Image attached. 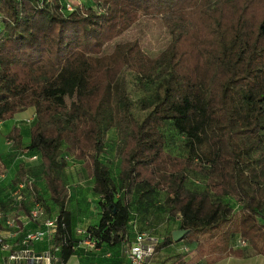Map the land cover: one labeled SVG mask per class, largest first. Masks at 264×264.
<instances>
[{"label": "trees", "instance_id": "trees-1", "mask_svg": "<svg viewBox=\"0 0 264 264\" xmlns=\"http://www.w3.org/2000/svg\"><path fill=\"white\" fill-rule=\"evenodd\" d=\"M90 1L102 10L0 0V122L34 107L29 147L49 201L22 165L13 183L57 209L60 262L77 242L58 157L67 141L98 195L100 217L87 228L95 246L125 239L134 191L148 202L163 191L192 245L170 264L264 255V0ZM166 127L183 137L182 154L168 150ZM112 128L118 187L100 159ZM7 139L21 146L20 129ZM171 232L153 252L173 243Z\"/></svg>", "mask_w": 264, "mask_h": 264}, {"label": "rangeland", "instance_id": "rangeland-1", "mask_svg": "<svg viewBox=\"0 0 264 264\" xmlns=\"http://www.w3.org/2000/svg\"><path fill=\"white\" fill-rule=\"evenodd\" d=\"M67 10L83 5L85 7H93L94 9L102 10L101 7H95L90 0H65ZM171 2L164 4L168 7ZM34 122V107H27L19 112L14 113L8 119L0 122V158L6 167L10 178L17 177V170L20 164L27 172L28 179L36 185L47 201L49 194L45 183V169L40 159V154L37 150L29 147V131L30 126ZM13 126L20 129L22 135V145L13 144L7 139V135ZM166 137L168 140V150L173 154H182L184 152L183 137L173 131L172 128H165ZM118 142L117 132L115 128L108 131L105 141L104 152L100 159L110 167L111 176L119 186V159L116 156V144ZM24 155L22 157L21 155ZM59 158L65 160V166L62 170V178L68 189L69 208L74 219L80 220L78 224L73 221L74 237L78 240H83L82 232L88 233L87 228L90 225L98 223L100 217V208L98 205V195L93 191V178L88 174L86 167L81 159L77 156L76 148L70 143L62 144L59 151ZM199 180V179H198ZM197 179L189 180L190 186L194 184L202 185ZM29 189V187H28ZM5 186H0V197L8 196ZM165 193L157 191L152 201L148 202L145 197H139L138 191H134L131 196L130 213L133 221L140 225V229L147 233V242L154 247L155 242H158L162 237L175 227L178 217H171L169 209L164 203ZM229 202L234 210H238L240 205L233 199H223ZM49 203V202H48ZM80 230L81 232H77Z\"/></svg>", "mask_w": 264, "mask_h": 264}, {"label": "built area", "instance_id": "built-area-1", "mask_svg": "<svg viewBox=\"0 0 264 264\" xmlns=\"http://www.w3.org/2000/svg\"><path fill=\"white\" fill-rule=\"evenodd\" d=\"M5 172H0V180ZM25 180H19L9 190L10 212L0 208V251L2 264H62L59 259L60 246L55 243L58 211L34 196H27ZM77 232H81L78 230ZM81 242L88 248H95V241L89 234L82 232ZM125 238L129 239L125 264H149L153 256V247L147 242V233L129 222ZM45 242V247L38 246ZM237 244L245 245L238 240Z\"/></svg>", "mask_w": 264, "mask_h": 264}, {"label": "crops", "instance_id": "crops-1", "mask_svg": "<svg viewBox=\"0 0 264 264\" xmlns=\"http://www.w3.org/2000/svg\"><path fill=\"white\" fill-rule=\"evenodd\" d=\"M21 156L24 157L23 154ZM14 184L15 183H13V179L8 176L7 172H5V177L0 180V186L6 187L8 195L9 190ZM26 195L33 197L34 193L32 189H30V191L26 193ZM47 199H49V194L47 195ZM0 208L4 209L7 212H10L13 209L8 196L3 198L0 197ZM53 208L55 209L54 206ZM74 220L75 224H78L80 222V220L74 219L71 213L72 225ZM178 221L179 219L177 218L175 227L172 230L179 228ZM76 240L77 242L73 248V252L68 258L66 264H125L126 262V249L129 246V239L125 238L124 240L113 245L103 242L93 249L88 248L86 244L81 242V240ZM38 246L45 247L46 245L45 242L42 241L38 243ZM191 247L192 245L187 243L186 240L173 241V243H171L167 247L153 252V256L149 264H170L177 255L188 251ZM0 264H2L1 251ZM191 264H197V262H193ZM212 264H264V255L256 253L245 256L228 255L213 262Z\"/></svg>", "mask_w": 264, "mask_h": 264}, {"label": "water", "instance_id": "water-1", "mask_svg": "<svg viewBox=\"0 0 264 264\" xmlns=\"http://www.w3.org/2000/svg\"><path fill=\"white\" fill-rule=\"evenodd\" d=\"M186 232H187V230L182 229V228H177V229L172 230V232H171L172 240L173 241L181 240Z\"/></svg>", "mask_w": 264, "mask_h": 264}]
</instances>
